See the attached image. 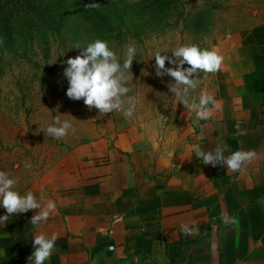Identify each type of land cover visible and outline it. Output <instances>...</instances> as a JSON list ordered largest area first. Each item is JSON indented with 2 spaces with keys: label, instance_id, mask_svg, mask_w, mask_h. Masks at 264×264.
<instances>
[{
  "label": "crops",
  "instance_id": "crops-1",
  "mask_svg": "<svg viewBox=\"0 0 264 264\" xmlns=\"http://www.w3.org/2000/svg\"><path fill=\"white\" fill-rule=\"evenodd\" d=\"M216 51L222 70L190 93L214 96L208 119L182 106L164 139L120 128L93 138L31 191L56 204L46 223L33 226L30 210L0 224V264H32L40 233L58 237L44 264H264V26ZM195 144L257 155L232 172L204 165Z\"/></svg>",
  "mask_w": 264,
  "mask_h": 264
},
{
  "label": "rangeland",
  "instance_id": "rangeland-1",
  "mask_svg": "<svg viewBox=\"0 0 264 264\" xmlns=\"http://www.w3.org/2000/svg\"><path fill=\"white\" fill-rule=\"evenodd\" d=\"M24 1L10 12L14 17L6 14L0 23L9 27L0 32V171L17 181L21 195L41 188L81 147L116 128L169 136L183 105L169 91L173 79L156 75V51L171 57L176 47L191 44L216 50L221 37L264 26V0ZM93 2L101 6L85 8ZM97 39L108 43L121 64L127 46L136 49L126 86L139 103L129 119L120 112L99 114L66 95V60L79 55L77 43L86 47ZM57 116L75 131L46 137L39 130Z\"/></svg>",
  "mask_w": 264,
  "mask_h": 264
},
{
  "label": "clouds",
  "instance_id": "clouds-1",
  "mask_svg": "<svg viewBox=\"0 0 264 264\" xmlns=\"http://www.w3.org/2000/svg\"><path fill=\"white\" fill-rule=\"evenodd\" d=\"M100 6L93 2L86 4L85 8H99ZM74 48L79 49L80 53L66 60L67 67L63 72L68 81L67 97L74 101L83 100L89 110L94 108L99 114L120 112L126 119L131 118L139 103L136 96L128 95L131 89L126 86L136 53L135 47L127 46L122 64L106 41L97 39L88 43L86 47H81L77 43ZM171 54L170 57L160 51L154 53L157 77L170 76L174 82L168 85L169 91L179 99L184 108L190 114H195L199 120L208 119L218 103L214 96L201 91L197 99L190 93L197 90L208 74L222 70L223 56L215 49L201 47L198 44L178 46L172 50ZM166 62L172 67H166ZM201 73L204 74L203 79ZM236 128L239 131V125ZM70 130L75 131L72 123L68 120L61 121L60 116H57L51 125L39 131H43L46 137L61 139L67 136ZM192 149L195 157L202 160L204 165L213 167L222 165L232 172L241 171L257 155L253 150H238L225 156L224 147L218 146L206 152L199 144L192 145ZM26 167L30 168L31 165H26ZM16 184L17 181L10 178L8 173L0 171V206L7 213L0 216V224L6 223L12 214L19 215L30 210L35 211L30 220L33 226L46 223L50 213L55 211V202L49 201L47 204H42L43 197L38 200L31 191L21 195L15 190ZM231 222L236 221L233 218ZM184 228L185 226L182 225V229ZM57 239L55 234L51 237L44 233L36 235L32 243L34 251L28 258L29 262L44 264L51 257Z\"/></svg>",
  "mask_w": 264,
  "mask_h": 264
},
{
  "label": "trees",
  "instance_id": "trees-1",
  "mask_svg": "<svg viewBox=\"0 0 264 264\" xmlns=\"http://www.w3.org/2000/svg\"><path fill=\"white\" fill-rule=\"evenodd\" d=\"M29 2V1H28ZM27 5L31 8H35L38 9L40 8L39 6H35L32 3H28ZM26 2L24 0H5L4 2H0V23L1 21L4 19V17L7 15H11L12 17H14L13 12L10 13L12 10L14 11L15 8H22ZM43 14L41 15V19H42ZM9 31V27L5 24V25H1L0 24V32H7Z\"/></svg>",
  "mask_w": 264,
  "mask_h": 264
}]
</instances>
